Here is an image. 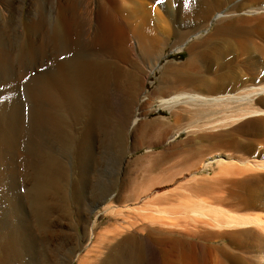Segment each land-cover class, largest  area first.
Masks as SVG:
<instances>
[{"label": "bare ground", "instance_id": "6f19581e", "mask_svg": "<svg viewBox=\"0 0 264 264\" xmlns=\"http://www.w3.org/2000/svg\"><path fill=\"white\" fill-rule=\"evenodd\" d=\"M31 2V13L43 15L44 22L31 27L33 38L18 54H0V206L22 208L28 197L33 221L66 233L59 219L52 220L54 211L46 204L50 188H58L61 154L51 155L53 147L43 145L55 143L50 140L61 131L63 119L73 111L79 114L89 95L97 107L89 117L93 130L109 105L108 79L122 78L127 82L118 93L113 116L119 124L118 138L112 144L121 143L122 133L139 121L131 123L134 110L153 104L169 111L173 122L166 118L143 122L134 136L155 144L173 131L174 137L183 133L187 140L166 152L138 158L131 178L133 172L128 174L123 158L127 143L125 150L116 145L125 155L112 153L101 171L94 169L105 176L89 177L91 187L107 180L114 183L113 166L119 174L123 171L115 201L121 205L112 201L102 208L111 218L124 216L127 221L96 232L91 223L88 237H83L94 242L77 254V264H264V0ZM213 24L206 37L190 41L187 61L165 65L157 89L140 99L146 79L168 48L186 45ZM28 76L30 82L25 81ZM41 146L50 151L39 150ZM25 164L29 181L37 179L36 186H28V195L19 182ZM206 170L212 174L198 175ZM164 186L173 189L162 190ZM179 189L189 195L183 193L176 200L173 194ZM113 190H104L103 197L95 194L98 206L91 205L90 214H96Z\"/></svg>", "mask_w": 264, "mask_h": 264}, {"label": "rangeland", "instance_id": "374dc122", "mask_svg": "<svg viewBox=\"0 0 264 264\" xmlns=\"http://www.w3.org/2000/svg\"><path fill=\"white\" fill-rule=\"evenodd\" d=\"M10 1L9 0H0V54L1 53L4 54L5 52H11V53L14 52V53L18 54L17 51L21 50V48L28 42V40L30 41L31 38H33V34L31 32V27L33 25H36L37 23L40 24L41 22L42 23L44 22V16L43 15H39V14L33 15V13H31V3H32L31 0H10ZM4 2H6V3H4ZM30 22H32V23H30ZM214 27H215V25L213 24L210 26V28L208 30H204L196 36L194 35L193 37L188 39L186 41V45H184L182 47L177 48L176 46L173 45L172 47L168 48V50L165 52L164 58H162V60L160 61L159 67L146 79L145 89L142 92L140 99L146 97V95H150L151 93H153L157 89V87L160 84L159 79L163 75L162 68L165 65L169 64L170 62H173L175 64H179V65L184 64V62H186L187 59L189 58V53L185 49H186V47L189 46V43H191L190 41L197 40V39L202 38V37H206L209 33H211L213 31ZM174 42H176V39L172 38L171 44H173ZM31 78H32V76H28L25 79V81L30 82ZM118 82H119V84H118ZM126 82H127V80L123 81L122 78L121 79L117 78L116 80H114L112 78V76L108 79V81H107V86H108L107 92H108L109 100H110L108 108L109 107L110 108L109 109L107 108V110L105 109V113L102 114L103 116L101 115L100 119L98 120L99 123L96 124V126L94 125L93 130H91V127H90V126H92V124L89 125V123H90L92 111L95 110V108H97V107L94 103L95 99L91 100L92 95L91 96L89 95L87 97L88 99H86V100L84 99V101H83L84 107L82 105V108H81L82 111L79 112V114L77 113L78 115L76 114L77 111L76 112L73 111V112H75L74 113L75 115L72 112L73 115L71 114L70 118H66V119H68L67 121H66V119H63V122H61V123L64 125L66 124L67 126L66 125L63 126L61 124L62 128L61 127L58 128V129L61 128L60 129L61 131L57 132L59 134V136L56 133L55 134L56 138L54 137V138H51V140H50V137L52 135L49 137L50 142H55V143H47L46 145H43L44 147H49V148L52 146L53 148H50V150H52V151H50L49 148H44L43 146H41V148L39 149V150H44V151L46 149V152H48V150H49L51 155L53 154V151H55L59 155L61 154L60 156L57 157L60 161L57 164L58 165L57 168L59 167L58 168L59 170H57V172H60V173L56 172L57 173L56 186L58 185V188H56V187L50 188V191H49L50 193L48 192L49 197L47 198L46 204L52 210V212L54 211L53 212L54 216L52 217V220H58L59 219L62 222L63 226L62 225L61 226H62V228H64V231L67 230L65 232L67 234H69L68 237H70V233H73L72 234L73 236L71 235V237L69 239H66L67 235H65L66 233H64V231H63L64 234L63 235L61 234V229H59L60 227H57V226L55 227L51 224L50 227L48 228V226H43L42 224L37 223L36 221H33L32 218H34V216H33V214H31L32 208L28 204V197L26 196L27 197L26 201H25L26 204H24V207H22V208L20 207L17 209L8 210V208H6V206H5V208H2L0 206V264H55V262H56V264L57 263L59 264L58 261L60 259L62 261V262L60 261V264L61 263H63V264H77V262H78L76 260L77 254H80L82 252L84 253L87 249L85 247L89 243L94 242V239L92 241H89L86 238L87 242L84 239L85 237H88V236H86V233L88 232V228L90 229V227L95 225L94 230L96 232V231H101L102 228L107 229L109 227V225H111V229L115 228L118 226L119 222L122 224V220L127 221V218H124V216H120V219H119V217L115 218L116 216H114V217L112 216V218H111V216L109 214L106 215L104 208H102V207H104V205H106L107 203H110L112 201L114 202V204L121 205L115 201H116V199H117V197L121 191L120 189L122 188L123 182H121V181L124 180L123 179V175H124L123 171H122V174H119L117 167L113 166L114 171L112 173V175H113L112 182H114V183H111V180H107L109 182V184L107 181H105L103 184H101L99 186H95V187L94 186L91 187V184L89 183L90 182L89 177H93V178L100 177V178H102V176H105V174L101 173L100 171L105 167L104 166V165H106L105 163L109 162V160L112 159L111 158L112 153H115V156L119 157L121 154H123L125 152L124 151L125 150V148H124L125 143H127V155H125V153H124L123 155H125V156H123V158L125 160V163L128 162L127 163L128 170H129L128 174H131L130 172H133V174H131V176L128 175L129 178H131V177H134L133 176L135 174L134 163L139 160L138 158L145 156V154L146 155L147 154L152 155V154H158V153L160 154L162 152L168 151V149H171L175 145H180L181 143L186 142L187 137L185 134L182 133V134L178 135L177 137H174L175 134L173 131H170V133L168 134V136H166L165 140L162 143H155V144L150 143V140H151L150 138H149V140L144 139V141H143V139H138L134 136L135 129H137L138 126L143 122L151 123L155 119H163V118L169 119L168 120L169 122H173L171 113L169 111L159 108L157 106V104H153L152 107L147 108L144 111L134 110V114H132L131 123L134 122L135 120H139V121L136 123V125L133 128H132V124H131L129 129H127V132L122 133L123 135H121L120 141H119L121 143L112 144V139L118 138V128L117 127L119 126V124H118V122L115 121V118L113 117L114 114H115V116L117 115V112L115 109L117 108L116 103L118 104L117 99H119L118 93L123 92L120 86H121V84H124V83L126 84ZM21 85H22V83H21ZM117 85H119V87ZM110 89H112V90H110ZM119 90H120V92H119ZM93 97L94 96H92V98ZM90 100H91V102H90ZM114 104L116 106H114ZM84 108L87 110V113H86V110ZM108 111H109V113H107ZM90 113H91V115H90ZM28 114L31 115V113H28ZM79 115H81L80 118H78ZM94 116H95V114H94ZM73 117H74V119H73ZM112 117H113V120H112ZM29 119H31V117ZM102 123H103V125H102ZM106 123L108 124V126H105V125H107ZM2 129H3V127H2V125H0V138H1V134H2L1 133ZM82 132L84 135L81 134ZM92 132H94V133H92ZM97 135H99V136H97ZM60 138H62V139H60ZM78 138H79V140H78ZM55 139H56V141H55ZM134 142H136V143H134ZM0 143H1V141H0ZM58 143H62V144H58ZM90 143H92V144H90ZM81 144H83V145H81ZM97 144H99L100 146ZM147 144L149 147L146 146ZM116 145H118V149L120 147H123L124 150H121L122 151L121 154L118 153V150L116 149V147H117ZM136 145H137V148H136ZM138 146L139 147L141 146V147L139 148ZM39 147H40V145H39ZM92 151H94V152H92ZM89 156H90V158H89ZM103 156H104V158H103ZM86 158H88L87 160L91 159L90 162L86 161ZM78 159L81 160V162H78L79 161ZM100 162H102V163H100ZM86 163H88V164L86 165ZM128 164H130V165H128ZM81 167H82V170H81ZM100 167L102 169H100ZM130 167H132V168H130ZM28 168H29V165L25 164L20 169L23 172L19 178V182H22V185H24L22 187V191L24 192L25 195H28V192L26 193L27 189L29 188L28 186L31 187L32 184H35L32 186V187H34L37 185V182H36L37 179L33 176V174H32V176H33L32 179L35 182L33 183L32 179H31V181H29V174H28L29 170H28ZM84 169H86V170H84ZM94 169L95 170L99 169L100 171H98L97 173H94ZM89 171L91 173H89ZM26 172H27V174H26ZM83 172L85 174H83ZM98 173L99 174L101 173V175L99 176ZM24 174L26 175V177ZM91 174H95V175L91 176ZM211 174H212L211 170L198 172L199 176L211 175ZM59 177H60V181H59ZM24 179L25 180L27 179L26 182ZM116 180H119V181H116ZM60 182H61V184H60ZM86 182H88V183H86ZM28 183L29 184L31 183V184L29 185ZM115 184H116V186H115ZM24 187H26V188H24ZM100 187H102L103 189L100 190L101 189ZM111 187H112V190L114 189L113 194L111 195L113 197L109 196L105 204L101 203L99 208H96L97 209L96 211L98 213L96 212V214L95 213L90 214V210H92L91 207L93 206V204H96L98 206V202L97 203L95 202V200L97 198V197H95V194L98 192L96 194V196L103 197L107 193V189L111 188ZM168 187H170V188H168ZM60 189H62V190H60ZM168 189L171 191V189H173V187L164 186L162 188V190H166V191ZM104 190L106 193L104 192ZM76 191H77V193H75ZM178 191H174V193H177L176 194L177 196L175 194H173V196L176 200L178 198H180V195L183 193H184L183 196L189 195L188 193L183 192V191H186L185 189H183V190L179 189ZM64 192H65V194H64ZM80 192H82L83 194ZM84 193L86 194V196ZM102 194H103V196H102ZM166 194H169V193H166ZM62 195H64V196H62ZM77 198H79V199H77ZM75 200H77L76 201L77 204L74 202ZM180 201H179V203H180ZM87 202H88V204H87ZM175 202L176 201H173V204ZM179 203H178V201L176 202L177 205H179ZM182 203H183V201H182ZM15 210H17V212H14ZM22 210H25V211L22 213ZM5 213H10V214L5 216L4 215ZM20 213H22V214H20ZM19 215H20V217H18ZM24 215H25V217H24ZM29 215L32 216L31 221H29L30 220ZM21 216H23L24 218ZM27 218H29V219H27ZM81 219H83V220H81ZM52 220H51V222H52ZM107 221H108V223H107ZM84 225H86V226H84ZM122 225H124V224H122ZM69 226H71V227H69ZM53 231H55V232H53ZM47 233L48 234L50 233V236H48ZM83 236H85V237H83ZM82 240H84V241H82ZM83 243H85V244H83ZM212 245L215 246V244H212ZM72 255H73V258H72Z\"/></svg>", "mask_w": 264, "mask_h": 264}]
</instances>
